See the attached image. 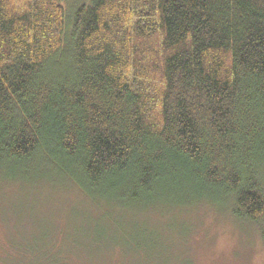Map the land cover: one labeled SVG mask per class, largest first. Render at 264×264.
<instances>
[{"label":"trees","instance_id":"obj_1","mask_svg":"<svg viewBox=\"0 0 264 264\" xmlns=\"http://www.w3.org/2000/svg\"><path fill=\"white\" fill-rule=\"evenodd\" d=\"M66 1L0 0L1 174L260 223L264 0Z\"/></svg>","mask_w":264,"mask_h":264},{"label":"rangeland","instance_id":"obj_2","mask_svg":"<svg viewBox=\"0 0 264 264\" xmlns=\"http://www.w3.org/2000/svg\"><path fill=\"white\" fill-rule=\"evenodd\" d=\"M85 1L67 0L68 18ZM15 179L0 172V264H264V216L235 219L218 203L105 217L73 181Z\"/></svg>","mask_w":264,"mask_h":264}]
</instances>
